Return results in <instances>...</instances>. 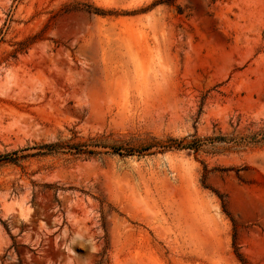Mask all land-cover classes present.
<instances>
[{
  "label": "rangeland",
  "instance_id": "obj_1",
  "mask_svg": "<svg viewBox=\"0 0 264 264\" xmlns=\"http://www.w3.org/2000/svg\"><path fill=\"white\" fill-rule=\"evenodd\" d=\"M262 138L264 0H0V264H264Z\"/></svg>",
  "mask_w": 264,
  "mask_h": 264
},
{
  "label": "trees",
  "instance_id": "obj_2",
  "mask_svg": "<svg viewBox=\"0 0 264 264\" xmlns=\"http://www.w3.org/2000/svg\"><path fill=\"white\" fill-rule=\"evenodd\" d=\"M259 135V134H258ZM257 134H254L252 136L249 137L248 140H250L251 142H255L256 137L258 136ZM264 139V138H262ZM211 141L214 140H218V141H225L226 139L224 138H212V139H208ZM229 141H232V139H229ZM243 141H247V139H240V142ZM203 140L201 139H196L193 138L191 141L189 142H185L184 139L182 140H175V139H169L166 141V143H164L163 145L158 144L157 146L159 148H162V150H171V149H177V150H182V149H188V150H193L194 152H197L198 149L201 147V145L203 144ZM88 146L87 144H67V143H62V142H56V143H50V144H45L42 145L40 147L37 148V155H49V154H58V153H69L72 155H96V151L93 150H88ZM113 152L117 153L121 152V149L118 148H112ZM124 150V149H123ZM122 150V151H123ZM124 152L127 155H131L132 150L127 149L124 150Z\"/></svg>",
  "mask_w": 264,
  "mask_h": 264
}]
</instances>
